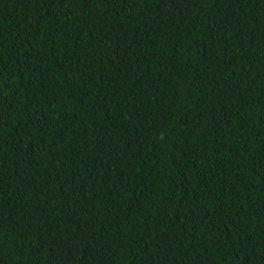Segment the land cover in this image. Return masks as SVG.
Listing matches in <instances>:
<instances>
[{
  "label": "trees",
  "instance_id": "16d2710c",
  "mask_svg": "<svg viewBox=\"0 0 264 264\" xmlns=\"http://www.w3.org/2000/svg\"><path fill=\"white\" fill-rule=\"evenodd\" d=\"M0 264H264V0H0Z\"/></svg>",
  "mask_w": 264,
  "mask_h": 264
}]
</instances>
